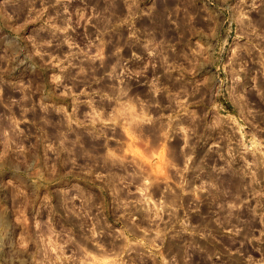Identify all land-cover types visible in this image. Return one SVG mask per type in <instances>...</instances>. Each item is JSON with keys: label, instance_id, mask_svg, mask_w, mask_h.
Returning <instances> with one entry per match:
<instances>
[{"label": "clouds", "instance_id": "clouds-1", "mask_svg": "<svg viewBox=\"0 0 264 264\" xmlns=\"http://www.w3.org/2000/svg\"><path fill=\"white\" fill-rule=\"evenodd\" d=\"M143 2L0 0V191L18 213L5 226L0 200L6 264H264V0H221L245 41L222 67L219 25L195 31L167 0L158 20ZM21 68L35 78L15 82ZM242 76L257 100L245 90L229 112ZM52 184L55 206L39 199ZM177 239L182 256L162 251Z\"/></svg>", "mask_w": 264, "mask_h": 264}, {"label": "rangeland", "instance_id": "rangeland-1", "mask_svg": "<svg viewBox=\"0 0 264 264\" xmlns=\"http://www.w3.org/2000/svg\"><path fill=\"white\" fill-rule=\"evenodd\" d=\"M167 3L169 5V11L171 10L172 7H179L181 9H186L189 17L192 18L191 22V28L195 31H200L203 30L204 32H210L211 28L214 26L219 25L218 28V33L221 39H224L225 37L228 40V47L225 49L221 56L222 64L218 65L222 67L223 65H228L230 60L233 59L232 57V50L237 47V45H243L245 41L239 40L237 41V36L240 33V28L239 26L234 23L235 17L231 15V13L227 10L226 6H222L221 0H167ZM230 3L234 4L235 0H230ZM152 4V0H144L142 3L141 7H150ZM156 5H157V19H161L164 14V7L161 3V0H156ZM7 10L0 8V15H6ZM252 18L254 20L259 19L260 17L257 15V13H252ZM184 19V13H181V20ZM143 24H147L148 20L145 19ZM137 26H140V23L137 24ZM229 30L228 32H225V30ZM8 29L5 28L4 32H7ZM29 31H31V26L29 28ZM2 35V33H0ZM184 36V33L181 31L178 35H176V40L180 41L181 44H183L187 48L188 40L187 39H182ZM188 38L192 40V43L195 44L197 40H199V37H191V34H188ZM205 42L210 49L215 48V43L209 39ZM179 46V45H178ZM138 52H141L142 54L146 55V53L143 52L142 49H137ZM124 56L128 57L130 56V51L125 48L124 51ZM241 55H247L246 53H241ZM238 66V64H237ZM39 71V70H38ZM205 72L209 74H215L218 77L217 80V90H223L225 87H230L231 86V68L228 69L227 72L220 71L217 72V67L213 66L210 67V69H206ZM178 74V73H177ZM44 79L46 80L48 75L50 73H43L42 74ZM8 77H6L7 79ZM35 78V74L31 73L30 71H26L24 68H21L19 71L15 72L12 74L11 79H13L15 82H20L23 81L24 83H28L31 80ZM204 75H198L196 77L197 80L203 79ZM227 80L228 84L225 85L224 81ZM243 83L240 84L235 88V95L231 98V102H224V107L229 111V112H234L235 108L233 107L234 105L236 107L241 106V101H240V95L244 93L245 90H249V98L253 101L257 100V97L253 94H251L250 89H251V80L248 79L246 76H242ZM8 90H5V95L7 96ZM16 98H19V94L16 93L14 94ZM227 95V93H225ZM36 100H39V96L37 95L35 97ZM71 109L69 108V111ZM264 127V125H261ZM206 149H203L204 151ZM12 178V174L8 173L6 176L0 178L3 180L5 184H7V181ZM69 179H71L69 177ZM83 183V182H81ZM57 185L52 184L49 185L48 190L44 191L43 189L41 190V195L39 199L43 201L45 196H48L52 202V205L55 206L57 203V200L59 199L58 193H57ZM96 192H99L100 189L97 187L95 189ZM87 195V193H85ZM104 201L108 206L112 204V198L111 195L108 192H105L102 194ZM0 200H3L5 203L9 205V208L11 209L10 213L5 216V219L3 221L4 225H7L8 218L9 216H15L18 215L16 212L15 208H12V188L11 186H7L6 190L0 191ZM79 202L77 201V204ZM202 211L207 212V206H205ZM115 212L114 208L108 207V210L106 212V215L108 216V222L113 224L114 227L119 229L120 224L117 222L116 216L112 215V213ZM31 209L28 210V213H26V216L28 218L29 225L33 222V217L30 215ZM182 215V214H181ZM199 221V217H197L195 214H192L191 216V223L195 224ZM24 230V225L20 224L17 225V231L18 232H23ZM203 243V242H202ZM222 243L227 244L228 241L227 239L222 240ZM7 252L8 256H11V252L8 251L7 249L5 250ZM162 251H165L167 254L168 252H171L172 254H178L179 256L183 255L182 251V244L179 239L176 241H172L170 244L166 243L165 244V249H162ZM258 255V254H257ZM5 253H0V264H6V261L4 259ZM148 264H153V262L149 259ZM192 264H204L203 259L199 256L196 255L192 259Z\"/></svg>", "mask_w": 264, "mask_h": 264}]
</instances>
